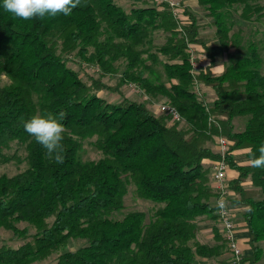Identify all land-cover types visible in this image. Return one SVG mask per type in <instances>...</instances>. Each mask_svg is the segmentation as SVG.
Returning a JSON list of instances; mask_svg holds the SVG:
<instances>
[{
    "label": "trees",
    "instance_id": "1",
    "mask_svg": "<svg viewBox=\"0 0 264 264\" xmlns=\"http://www.w3.org/2000/svg\"><path fill=\"white\" fill-rule=\"evenodd\" d=\"M124 9L116 0H87L70 16L62 14L24 21L0 7V163L11 158L12 142L26 149L27 167L0 175V226L24 239L18 246L0 248V264H29L59 252L55 264H194L196 255H216L214 246L195 239L197 219H217L211 169L204 159L216 160L217 137L228 140L226 161L238 171L229 180L244 213L256 264L264 257V169L239 164L234 152L264 144L263 58L254 42L247 53L213 71L216 58L200 24L187 8L190 21L179 28L168 5L150 4ZM2 2V0H0ZM215 26V37L227 51L238 49L242 38L231 33L232 9L240 5L243 20L264 15L256 0H198ZM162 31L156 47L163 59L166 81L144 74L148 58L157 60L153 35ZM202 46L209 62L191 71L190 44ZM145 53L147 57L144 58ZM93 63L99 76H82L72 63ZM124 69L115 86L103 81L107 73ZM134 82L154 98L163 96L181 113L175 121L154 112L146 100L123 95L121 86ZM201 83L213 89L207 103L197 92ZM102 89L115 90L118 101L105 99ZM66 112L64 162L57 164L46 149L24 131L33 115ZM247 117L241 129L235 118ZM94 138L101 152L83 159V141ZM249 157V156H248ZM250 179L247 187L244 181ZM129 184L139 197L154 203L144 210L112 218L124 207ZM26 223L20 228L18 223ZM32 227V231L30 233ZM71 239L84 243L65 249Z\"/></svg>",
    "mask_w": 264,
    "mask_h": 264
},
{
    "label": "rangeland",
    "instance_id": "2",
    "mask_svg": "<svg viewBox=\"0 0 264 264\" xmlns=\"http://www.w3.org/2000/svg\"><path fill=\"white\" fill-rule=\"evenodd\" d=\"M124 9L129 10V8L133 6H141L143 5L142 0H116ZM258 3L264 5V0H256ZM152 3V2H151ZM153 4V3H152ZM204 10V8H203ZM241 6L237 5L235 6L230 15V19L228 21L231 23V33H238L242 38V46L238 49H231L229 51L225 50L224 48L221 49L218 53V62L219 64L227 63L231 60H234L241 55H244L247 53V45L249 42H254L258 45L260 53L263 58L262 63V70L264 72V15L261 17H253L251 20H243L240 16ZM205 14H202L201 18L207 15V11L204 10ZM208 16V15H207ZM209 17V16H208ZM209 19H211L209 17ZM215 26H213V29ZM165 39V35L162 31H156L153 35V48L152 50L155 51L157 54V60H152L147 57V53H145L144 58L147 57L145 60L147 62L148 68L146 67L144 74L146 76L150 77L154 81H166V74L164 72L163 68V59L164 57L157 52L156 47L159 44H161ZM200 59L202 64L207 62V59L205 55L201 52ZM72 65L78 69L82 76H86V74H92L94 76H99L101 73V70L98 69V67H95L93 63H89L87 61H81L80 58L76 59V62L72 63ZM124 69V65H120V68L115 73H107L105 76H103V81H105L107 84L111 86H115L119 82V78L122 74V71ZM10 82L9 78L6 75H3L0 77V83L5 84ZM132 84V86H131ZM125 83L121 86V93L125 96H128L132 99H138V100H146L148 105L151 106L152 104H159L161 102L167 101V99L163 96H158L157 98L152 97L151 95L147 94L142 88H140L137 84L134 82ZM199 95L200 97L203 96V99L207 103H212L215 94L212 88L204 86L203 84L199 83ZM99 94L104 96L105 99H109L111 101H118L121 99V95L119 92H116L115 90H107L102 89L99 91ZM168 102V101H167ZM247 117H236L235 123L237 122L236 129H241L240 127L245 124ZM94 138L86 139L83 141L82 148L80 149V156H82L83 159H94L101 156V152L96 148L95 144H93ZM11 158H9L5 162L0 163V175L6 174V175H14L15 173H18L25 169L27 167V160H26V149L23 144H20L18 142H12L11 147L6 152ZM243 156V155H241ZM228 178V177H227ZM229 186V180L227 182ZM218 194V196L215 199V203L217 202V199L219 197H224L225 199L230 202L231 199V189L228 187V195L225 193L220 192L216 188H214ZM154 203L151 202V200L143 199L139 197V195L136 192V187L134 184H129L127 193L124 197V207L120 210L114 211L111 215L112 218H121L123 217L127 212L133 211V210H144L148 215L152 213ZM216 207V205H215ZM217 208V207H216ZM215 208V214L218 216V213L216 212ZM26 223L19 222L18 225L20 228L26 227ZM32 231V227L30 230V233ZM24 239L19 238L17 235H15L11 230L5 229L4 227L0 226V248L2 246H18L21 242H23ZM84 243V240L82 239H71L68 245L65 249L74 250L80 245ZM60 252V251H59ZM59 252H55L53 255L42 259V260H36L29 264H55L56 258Z\"/></svg>",
    "mask_w": 264,
    "mask_h": 264
},
{
    "label": "crops",
    "instance_id": "3",
    "mask_svg": "<svg viewBox=\"0 0 264 264\" xmlns=\"http://www.w3.org/2000/svg\"><path fill=\"white\" fill-rule=\"evenodd\" d=\"M179 1L183 6V13H182L183 20L185 22L190 21L189 16L184 11V8H187L192 14L195 15L197 22L200 24V28L198 31L199 36L208 39V44L210 45L211 50L215 54V58H216L215 65L213 66V71L217 73L222 72L225 63L219 64L218 53L221 49H223V47L218 43L217 38L215 37L216 29H213L214 25L211 23V19H209L207 15L201 18L202 14H205L204 13L205 9L203 10V7L199 4L198 0H179ZM151 2L154 3V1H150V4H152ZM191 47L195 51L200 65L208 64L209 60L205 55L202 46L198 43H191ZM201 52L205 55L207 59V62L203 64L200 59ZM150 108L156 113L159 112L158 104H152ZM236 126H237V122H236ZM213 148L217 151L218 150L217 144H215ZM245 151H246L245 149H240L234 152L236 160L239 164H247V160L249 159V157L246 155ZM203 162L211 169L214 160L204 159ZM238 174H239L238 171L234 168H231V166L227 170L228 180L236 178ZM210 183L212 185V181ZM243 184L247 187H250L252 185V182L250 179H247L246 181L243 182ZM234 197H235V193L232 190L231 199ZM229 205L231 211L233 212V217L237 228V232L235 234L238 237L240 246L242 247L245 257L248 258V256L252 254L253 250L251 244L249 243V230L247 228L246 221L244 218V213L247 210V207L242 204L233 203V202H229ZM196 222L197 225H196L195 239L200 243L207 244L209 246H214L216 244H219L221 241L217 240L216 238L217 232L221 234L222 238L224 239L222 225L218 220V218L212 219L207 215H203L199 217ZM193 263L194 264H231V256L225 243L224 245H222V247H220V251L218 254L216 255L213 254L208 256L196 255L195 261ZM256 264H264V257L261 258Z\"/></svg>",
    "mask_w": 264,
    "mask_h": 264
},
{
    "label": "clouds",
    "instance_id": "4",
    "mask_svg": "<svg viewBox=\"0 0 264 264\" xmlns=\"http://www.w3.org/2000/svg\"><path fill=\"white\" fill-rule=\"evenodd\" d=\"M87 0H2L0 7L14 18L31 21L56 17L57 15L70 16L74 9L86 3ZM66 112L59 111L56 114L51 112L40 115L36 114L24 122V131L35 139L37 143L46 149V156L55 163L64 162V139L65 128L62 121ZM249 159L247 164L253 168L264 169V144L258 149V155L252 149H247ZM226 201L221 197L217 206L223 209Z\"/></svg>",
    "mask_w": 264,
    "mask_h": 264
},
{
    "label": "built area",
    "instance_id": "5",
    "mask_svg": "<svg viewBox=\"0 0 264 264\" xmlns=\"http://www.w3.org/2000/svg\"><path fill=\"white\" fill-rule=\"evenodd\" d=\"M157 6H164L168 5V7L171 10V13L173 14L174 18L177 20L179 24V28H181L182 24L185 22L183 20V6L180 3L179 0H153ZM190 46V62H191V71L193 73H196L200 68V63L198 61V57L193 50V48ZM132 82H130L131 84ZM199 83H197L198 85ZM132 86V84H131ZM198 93H200L199 89H196ZM159 111L164 112L170 116L172 120L180 121L182 120V115L179 112V110L171 103L165 101L158 104ZM228 140L224 136H218L217 137V146L218 151L220 152V157L212 163L211 166V181L212 186L219 190L222 193H225L228 195V178H227V170L229 168L227 161H226V151L228 148ZM230 189V188H229ZM219 197L217 201L220 199ZM223 199L226 201V205L223 209L218 208L217 202H216V212L218 213V220L220 221L222 225V231H223V237L226 243V246L228 248V251L230 252L231 256V264H248L246 260H244L245 255L242 250V247L240 246L239 240L237 235L235 234L237 232L235 220L233 217V212L231 211L229 202L227 199L223 197Z\"/></svg>",
    "mask_w": 264,
    "mask_h": 264
}]
</instances>
